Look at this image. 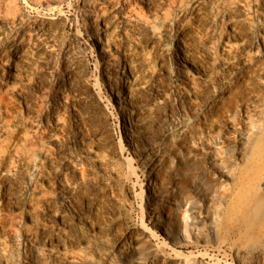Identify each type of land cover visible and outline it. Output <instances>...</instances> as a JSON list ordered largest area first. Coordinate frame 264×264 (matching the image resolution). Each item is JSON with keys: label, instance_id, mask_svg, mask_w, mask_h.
Returning a JSON list of instances; mask_svg holds the SVG:
<instances>
[{"label": "rangeland", "instance_id": "374dc122", "mask_svg": "<svg viewBox=\"0 0 264 264\" xmlns=\"http://www.w3.org/2000/svg\"><path fill=\"white\" fill-rule=\"evenodd\" d=\"M233 1L0 0V264H264V0Z\"/></svg>", "mask_w": 264, "mask_h": 264}, {"label": "bare ground", "instance_id": "6f19581e", "mask_svg": "<svg viewBox=\"0 0 264 264\" xmlns=\"http://www.w3.org/2000/svg\"><path fill=\"white\" fill-rule=\"evenodd\" d=\"M150 1V0H146ZM191 0H171L172 6H178L177 9V16L187 18L191 15L192 10L190 9L189 3ZM199 2L201 0H193ZM225 6H230L229 4L233 5L235 2L233 0H223ZM165 10V9H163ZM170 21H173L169 12H162L161 16H158L153 24H146L141 19L136 20L135 27H140L141 29L147 30L150 34L152 40L156 43H162V41L168 36L169 29H170ZM115 22L113 25H116ZM245 42L242 43L239 49H245ZM3 59V58H2ZM1 63V62H0ZM188 63V62H187ZM130 74L135 78V81L138 84H142L145 81L146 76H136L137 71L133 70L132 67H129ZM150 71V70H149ZM184 75H187V72H184ZM130 93H132L130 91ZM6 115V114H5ZM11 124V123H10ZM6 133L9 134L8 129L5 128ZM14 134V133H13ZM78 258L82 261H88L89 257L83 254H78Z\"/></svg>", "mask_w": 264, "mask_h": 264}]
</instances>
